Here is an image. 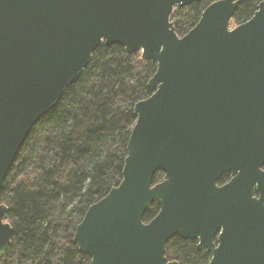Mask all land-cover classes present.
I'll list each match as a JSON object with an SVG mask.
<instances>
[{
  "label": "water",
  "instance_id": "95a60500",
  "mask_svg": "<svg viewBox=\"0 0 264 264\" xmlns=\"http://www.w3.org/2000/svg\"><path fill=\"white\" fill-rule=\"evenodd\" d=\"M200 1L0 0V190L34 125L100 45L156 63L151 95L134 106L122 180L74 231L91 264H180L166 257L174 236L197 240L207 264H264V0L231 30L241 0H216L178 36L174 7ZM8 209L0 203V255L11 244Z\"/></svg>",
  "mask_w": 264,
  "mask_h": 264
},
{
  "label": "trees",
  "instance_id": "16d2710c",
  "mask_svg": "<svg viewBox=\"0 0 264 264\" xmlns=\"http://www.w3.org/2000/svg\"><path fill=\"white\" fill-rule=\"evenodd\" d=\"M214 1L174 7L170 21L176 34L193 28ZM261 1L241 0L230 23L249 20ZM155 70L156 63L143 60L140 52L129 55L119 44H102L57 106L34 125L0 190L12 227L0 264H91L74 243V231L87 208L121 182L136 122L134 106L151 95L147 83ZM163 177L159 170L153 182ZM229 178L226 173L220 182ZM158 211L154 202L143 221ZM166 257L180 264H207L211 254L198 249L195 240L174 236L166 244Z\"/></svg>",
  "mask_w": 264,
  "mask_h": 264
},
{
  "label": "flooded vegetation",
  "instance_id": "af4514ba",
  "mask_svg": "<svg viewBox=\"0 0 264 264\" xmlns=\"http://www.w3.org/2000/svg\"><path fill=\"white\" fill-rule=\"evenodd\" d=\"M263 169H264V166H263ZM223 176H224V174L221 176V178H222ZM221 178H220V179H221ZM230 178H231V175H230ZM230 178H229V179H230ZM220 179L217 181V184H218V185H222V184H224V183H226V182L229 181V179H228L227 181H225V182L222 183V182H220ZM213 240H214V242H216V238H214ZM195 241H196V246H197V240H195Z\"/></svg>",
  "mask_w": 264,
  "mask_h": 264
},
{
  "label": "rangeland",
  "instance_id": "374dc122",
  "mask_svg": "<svg viewBox=\"0 0 264 264\" xmlns=\"http://www.w3.org/2000/svg\"><path fill=\"white\" fill-rule=\"evenodd\" d=\"M236 25H237V24H236ZM236 25L230 23V26H229V27L232 29V28L235 27Z\"/></svg>",
  "mask_w": 264,
  "mask_h": 264
}]
</instances>
